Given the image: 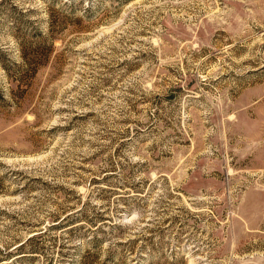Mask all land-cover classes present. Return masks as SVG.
Segmentation results:
<instances>
[{
    "label": "rangeland",
    "instance_id": "obj_1",
    "mask_svg": "<svg viewBox=\"0 0 264 264\" xmlns=\"http://www.w3.org/2000/svg\"><path fill=\"white\" fill-rule=\"evenodd\" d=\"M0 264H264V0H0Z\"/></svg>",
    "mask_w": 264,
    "mask_h": 264
},
{
    "label": "trees",
    "instance_id": "obj_2",
    "mask_svg": "<svg viewBox=\"0 0 264 264\" xmlns=\"http://www.w3.org/2000/svg\"><path fill=\"white\" fill-rule=\"evenodd\" d=\"M61 222L62 223L58 222L56 225H53L54 226L53 228H55V229H64V228L69 227V226H71L73 224H77L79 221H74L73 219H71L69 221L68 220L67 221H63L62 220ZM90 239L91 240L89 242L91 243V245H93V247H95V246H97V245L102 243L99 238H93L92 237Z\"/></svg>",
    "mask_w": 264,
    "mask_h": 264
}]
</instances>
